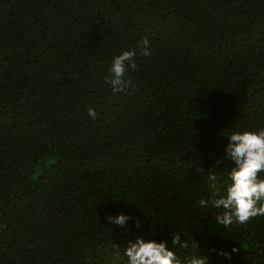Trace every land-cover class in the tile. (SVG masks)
Returning <instances> with one entry per match:
<instances>
[{
    "label": "trees",
    "instance_id": "trees-1",
    "mask_svg": "<svg viewBox=\"0 0 264 264\" xmlns=\"http://www.w3.org/2000/svg\"><path fill=\"white\" fill-rule=\"evenodd\" d=\"M262 127L264 0H0V264H127L138 238L264 264V216L224 228L198 204L210 173L231 183L228 137Z\"/></svg>",
    "mask_w": 264,
    "mask_h": 264
},
{
    "label": "clouds",
    "instance_id": "clouds-1",
    "mask_svg": "<svg viewBox=\"0 0 264 264\" xmlns=\"http://www.w3.org/2000/svg\"><path fill=\"white\" fill-rule=\"evenodd\" d=\"M137 48L140 55L151 56L147 37L139 42ZM137 48L123 50L113 58L108 69L111 75L107 78V82L114 93L125 92L126 89L135 87L132 81L126 78V73L129 69L132 71L137 69L135 62ZM87 114L93 120L97 118V112L91 107L88 108ZM228 138L225 155L229 161L234 162V166L229 171L231 183L226 187L225 194L221 196L216 184L217 173H210L208 180L211 181V198L207 201L201 199L198 202L201 207L207 208L211 205L222 209L215 216V220L224 228H229L234 223L247 224L253 218L264 216V178L260 177V173L264 172V127L257 131L233 132ZM106 219L110 224L124 226L129 217L120 214ZM171 245L172 249L177 246L180 249L190 247L188 241H181L179 232L172 235ZM194 247L195 252L181 259L175 251L169 250L163 241L157 243L155 240L144 241L138 238L135 243L130 242L124 255L127 257V264H206V257L196 254V243ZM231 251L234 253L237 249L232 248ZM220 254L230 255L227 252Z\"/></svg>",
    "mask_w": 264,
    "mask_h": 264
}]
</instances>
